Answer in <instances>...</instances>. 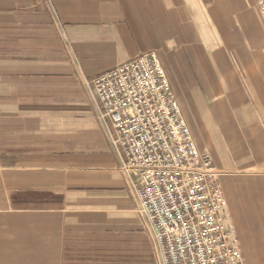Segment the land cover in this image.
<instances>
[{
	"label": "crops",
	"instance_id": "crops-1",
	"mask_svg": "<svg viewBox=\"0 0 264 264\" xmlns=\"http://www.w3.org/2000/svg\"><path fill=\"white\" fill-rule=\"evenodd\" d=\"M254 5L0 0V264H161L151 226L135 210L137 180L122 169L126 156L113 145L112 120L92 82L156 51L185 110L204 108L207 72L199 63L209 29L223 19L248 26ZM245 71L244 91L241 79L227 94L222 74L214 80V152L228 153L232 133L238 144L236 161L214 165L243 264H264V168L239 163L248 149L233 132L245 125L249 139L264 119L254 118L253 72ZM256 74L264 81V68ZM236 96L246 101L233 113Z\"/></svg>",
	"mask_w": 264,
	"mask_h": 264
},
{
	"label": "built area",
	"instance_id": "built-area-1",
	"mask_svg": "<svg viewBox=\"0 0 264 264\" xmlns=\"http://www.w3.org/2000/svg\"><path fill=\"white\" fill-rule=\"evenodd\" d=\"M264 18V0H254ZM126 171L138 178L139 213L161 264H241L211 159L203 154L156 51L94 80Z\"/></svg>",
	"mask_w": 264,
	"mask_h": 264
},
{
	"label": "rangeland",
	"instance_id": "rangeland-1",
	"mask_svg": "<svg viewBox=\"0 0 264 264\" xmlns=\"http://www.w3.org/2000/svg\"><path fill=\"white\" fill-rule=\"evenodd\" d=\"M250 12H251V14H249L250 24L248 26L240 18L239 20L234 19V21H231L230 19L229 20L223 19L221 26L215 25L214 27L211 28V30L209 29V31L211 32L208 37V40L210 42L207 43L208 44L207 46L208 56L201 59L199 63L200 66H203L204 68H206L205 72H207L206 79H207L208 84H206L207 90L205 91V95H206L205 105L206 106L204 108L200 107V109L198 107L194 109L191 108L190 111H186L185 106L184 105L182 106V101H180L179 96L174 91L177 99L179 100L181 104L183 114L192 130V133L195 139H197L196 141L198 142L197 145H199L198 147L200 148V151L203 154L208 155L210 157L211 163H212V169L213 171L216 172V174L219 172H217V170L215 169L216 168L214 165L215 158L225 160V163L229 162V160L234 161L237 158L235 156V153L232 152L233 150L232 146L237 147L238 144H237V139L235 138L236 137L235 133H232L234 137L232 139H227L230 146L232 145L230 149V146L227 142L228 153L224 152L221 154L219 153L216 154L214 152V150H216L215 149L216 144H215V139H214V123L212 122L214 80L216 78H219L220 73L222 74L221 76L225 78V82L223 81V88L228 90L227 92L225 91L224 93L227 94V93H230L229 90L231 88H233L234 90L236 88L235 87L236 85L231 86V84L233 83L235 84V82L237 83V81L233 79L234 78L241 79L242 80L241 82L238 81V86L242 87L243 88L242 91H244L246 88V81L244 80L245 72H246L245 69L251 70L249 72H253L254 84L251 85V87H253V90L251 89L249 93L252 96L251 100L253 101L252 109H253V114L255 116L254 118L261 119L262 114H264V84H263L264 81L260 80L263 76L256 74V73H259L262 68H264V22L262 20L263 19L262 15L258 11V8L255 7V5L253 6ZM158 53L159 52H157V54ZM92 84L94 86V80ZM235 95H236V92H235ZM242 95L244 96V92ZM231 98L233 99L232 103L234 105L233 113L237 112L236 111L237 110L236 106L238 104L237 102L241 104L242 106L241 108L243 109V105L245 104L244 102L246 100H242L241 102V100L237 96L231 97ZM251 100L248 99L247 103H249ZM185 111H186V114H185ZM199 115L202 120L208 119V121L207 122L206 121L191 122V123L189 122L188 119L191 118V116H195L197 118L199 117ZM234 125L236 124H232V128ZM253 125L257 127L261 126V128L262 127L264 128V119L260 123H253ZM241 127L243 129L241 128L240 130L238 128L233 129V132H236V133L238 132L239 136H244V138L239 139L240 145L242 146V148L248 149V151L250 150L256 151V153L255 154L254 153L245 154L248 151L247 152L244 151V153L241 154L243 160H241V162L239 163L241 164L248 163L249 166L256 165L257 169L264 168V130H262L261 128L260 129L258 128L259 129L258 135H260L259 138H258V135L251 133L250 138L245 139V136L247 137L250 131L246 129L247 126L245 125ZM113 130H114L113 145L119 148L116 145L115 129ZM200 144L203 149H201ZM125 163H126V160L124 164ZM124 164H123L122 169L127 174L134 176L137 180L136 183L138 184V178L134 174L126 171ZM216 174H215V181L219 186ZM222 200H223V195H222ZM135 210L139 214V217L141 218L142 223L145 226L150 225L147 219L139 213V199H138L137 206L135 207ZM155 246H156L155 250L157 253V262L161 263L160 251H159V247H158L156 240H155ZM241 254H242V251H241ZM243 261L244 259L242 255L241 264L244 263Z\"/></svg>",
	"mask_w": 264,
	"mask_h": 264
}]
</instances>
